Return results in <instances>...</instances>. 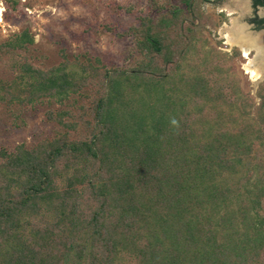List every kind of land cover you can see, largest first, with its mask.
Returning <instances> with one entry per match:
<instances>
[{"label": "trees", "instance_id": "1", "mask_svg": "<svg viewBox=\"0 0 264 264\" xmlns=\"http://www.w3.org/2000/svg\"><path fill=\"white\" fill-rule=\"evenodd\" d=\"M190 1L131 28L144 53L131 69L66 58L44 70L28 30L0 43L17 71L0 78V112L65 105L46 112L52 138L0 150V264H264V82L257 104L217 72L191 77L192 45L217 64L226 54ZM87 86L100 96L80 104Z\"/></svg>", "mask_w": 264, "mask_h": 264}, {"label": "rangeland", "instance_id": "2", "mask_svg": "<svg viewBox=\"0 0 264 264\" xmlns=\"http://www.w3.org/2000/svg\"><path fill=\"white\" fill-rule=\"evenodd\" d=\"M180 1L182 0H0V43L28 30L34 38L28 52L29 58L44 70L59 65L66 58L90 60L92 64L105 65L111 71L114 68L131 69L138 66L144 58L131 28L139 26L143 17L157 18L159 13L165 12L167 5H178ZM182 3L181 7L186 11L189 0H183ZM209 35L210 41L217 44L219 34L214 30ZM205 46L206 43L192 45L182 58L184 68L191 77L197 80L202 78L204 84H209L215 79L213 73L217 72L220 85L241 87L255 96L256 103L259 104L257 94L264 76L253 81L242 68L243 58H236L235 54L229 53L218 60L223 66L222 71L215 62L218 54L209 49L203 52ZM222 52L224 53L223 50ZM8 59L9 56L0 58V78L11 80L17 75V71L8 68ZM152 69L156 74L167 72L163 63L155 64ZM163 83L159 79L158 88ZM124 86L129 88L128 84ZM96 88L84 87L74 97L80 100V104L85 97L91 102L94 97L100 96ZM136 90H139L137 86ZM199 100L201 103L200 96ZM222 105L223 108L227 106ZM64 108L65 105L56 99L46 100L45 103L27 109L16 121L10 112H0V150L5 148L15 151L21 144L31 148L52 138L58 126L47 119L46 112ZM198 108L199 113L206 116L204 110L200 106ZM130 264L136 262L130 261Z\"/></svg>", "mask_w": 264, "mask_h": 264}, {"label": "flooded vegetation", "instance_id": "3", "mask_svg": "<svg viewBox=\"0 0 264 264\" xmlns=\"http://www.w3.org/2000/svg\"><path fill=\"white\" fill-rule=\"evenodd\" d=\"M195 3L197 0H191V7ZM201 11L206 19V34L210 37L215 30L219 34V49L243 58L245 70L244 65L249 61L244 56L245 50L249 52V59H253L256 47L264 49V0H202ZM231 34L237 36L233 42L228 40Z\"/></svg>", "mask_w": 264, "mask_h": 264}, {"label": "bare ground", "instance_id": "4", "mask_svg": "<svg viewBox=\"0 0 264 264\" xmlns=\"http://www.w3.org/2000/svg\"><path fill=\"white\" fill-rule=\"evenodd\" d=\"M236 38L237 36L234 34L228 35V40L230 42L235 41ZM256 49L257 54L253 59H249V52L247 49L244 53V56L249 60L247 63H245L244 68L246 73L249 74L253 81L259 80L264 76V49H262L260 46L256 47Z\"/></svg>", "mask_w": 264, "mask_h": 264}]
</instances>
